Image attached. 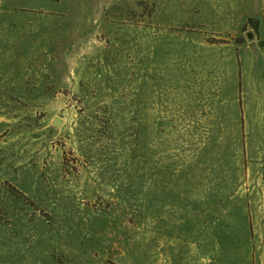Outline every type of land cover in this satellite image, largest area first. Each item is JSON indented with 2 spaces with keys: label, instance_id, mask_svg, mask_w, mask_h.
I'll return each instance as SVG.
<instances>
[{
  "label": "rangeland",
  "instance_id": "rangeland-1",
  "mask_svg": "<svg viewBox=\"0 0 264 264\" xmlns=\"http://www.w3.org/2000/svg\"><path fill=\"white\" fill-rule=\"evenodd\" d=\"M0 264H264V0H0Z\"/></svg>",
  "mask_w": 264,
  "mask_h": 264
},
{
  "label": "water",
  "instance_id": "water-1",
  "mask_svg": "<svg viewBox=\"0 0 264 264\" xmlns=\"http://www.w3.org/2000/svg\"><path fill=\"white\" fill-rule=\"evenodd\" d=\"M55 124L58 125V122L56 121Z\"/></svg>",
  "mask_w": 264,
  "mask_h": 264
}]
</instances>
